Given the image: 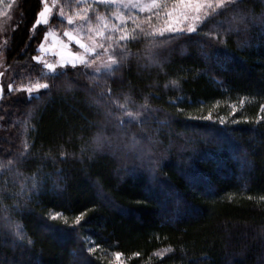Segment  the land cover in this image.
<instances>
[{
    "label": "trees",
    "instance_id": "trees-1",
    "mask_svg": "<svg viewBox=\"0 0 264 264\" xmlns=\"http://www.w3.org/2000/svg\"><path fill=\"white\" fill-rule=\"evenodd\" d=\"M41 9V0H15L11 9H0L12 15L0 79V161H16L0 172V190L7 215L34 241L30 250L26 242L14 248L7 229L0 230V260L117 264L113 253L119 251V264H264V120L256 123L264 116V0L242 4L247 31L240 25L227 37L231 62L220 61L222 67L206 64L199 45L185 39L162 44L156 49L161 64H150L147 41L137 40L129 44L122 80H92L85 75L93 73L89 68L67 67V76L41 79L52 85L50 96L28 104L21 102L26 93H9L8 85L15 89L46 71L32 59L47 32L42 25L33 31ZM109 95L121 102L130 95L133 108L147 97L156 110L143 130L126 129L129 139L136 133L150 149L142 161L126 157L112 118L104 130L113 146L94 150ZM209 114L211 121L203 119ZM209 127L219 133L205 140L201 133ZM25 138L30 147L21 156ZM33 177L44 181L39 195L28 191ZM56 212L68 225L86 215L73 229L63 219L49 220ZM46 224L66 232H46ZM169 246L174 251L155 255Z\"/></svg>",
    "mask_w": 264,
    "mask_h": 264
},
{
    "label": "snow or ice",
    "instance_id": "snow-or-ice-1",
    "mask_svg": "<svg viewBox=\"0 0 264 264\" xmlns=\"http://www.w3.org/2000/svg\"><path fill=\"white\" fill-rule=\"evenodd\" d=\"M4 2L5 0H0V4H4ZM14 2L15 0H13ZM244 2L245 0H74L72 4L65 7H73L75 11L66 15L65 8L61 7L59 15L61 18L66 19L67 25L72 26L64 31V36L82 51L74 53L69 51L67 58L61 54L59 63L48 62L43 60L41 56H33L32 59L43 64V69L46 71H42L39 78L30 80L27 84H21L15 89L13 84H9L8 92L12 93L15 90L26 93V99L21 101L24 103L31 104L33 100L40 101L44 95L50 96L52 94V85L48 82H41V79L55 81L60 77L67 76L68 72L64 69L69 64L72 68L81 65L85 69L98 65L93 68V73L85 72V75H89L92 80L112 78L115 83L117 82L115 79L117 74L122 72L123 65L130 54L128 52L130 42L137 41L142 37L147 41L146 57L150 64H161L159 57L162 54L158 53L156 49L160 48L162 44H169L177 39H185L187 42H195L199 45V54L206 64H216L222 67L220 61L231 62V57L224 50L227 47V37L232 33H239L241 31L240 25H245L244 30L247 31V18L241 13V6ZM13 3L8 4L9 9L12 8ZM41 3L43 8L37 14L33 31L40 24L48 25L50 22L52 8L49 6V0H41ZM101 5L104 11L100 10L99 6ZM89 13H92V15H89ZM141 13L146 15L141 16ZM0 15H6V13H0ZM221 17H224V19H221ZM129 23L132 25L131 28H129ZM262 24H264V20H262ZM166 33L169 35L165 40L157 39V37H164ZM261 34L264 36V27L261 29ZM49 35H53V33L46 32L45 41H47ZM199 37L204 39L201 40ZM6 44L7 39L4 40V45ZM245 44L247 45V41H245ZM0 47H3V45H0ZM64 48L67 49L68 44H64ZM38 50L45 51L44 42L40 44ZM3 57L4 52L0 51V59ZM2 66V63H0V67ZM58 67L61 71H57ZM0 76H3L2 72H0ZM105 83H107V79H105ZM170 85L179 87L176 80L170 81ZM168 86L165 85V87ZM41 90L47 91L41 93ZM106 91L111 93L112 89L108 87ZM4 98V87L0 85V101ZM108 100L110 103L105 113L106 122L94 137V150H102L105 147L111 148L113 146L112 138L104 130L106 124L111 123L108 118H112L117 121L114 126L118 129L113 135L123 145L126 157L131 160L139 159L142 161L146 155H150V149L145 148L142 144L143 138L138 139L136 133H132L129 139L126 129L135 125L143 130L152 120L153 113L156 110L150 107L147 97H145L144 103L135 108L131 106L135 105V101L130 95H125L123 102L112 95L108 96ZM233 111H235V108H233ZM260 112L264 113V104H261ZM30 115L31 113H29ZM203 119L211 121L212 116L209 114ZM260 120H264V116L259 117L256 123H260ZM218 122L223 125L225 120L221 117ZM217 133H219V129L209 127L201 135L205 140H208L215 137ZM23 147L24 151L21 156H24L30 147L27 138L24 140ZM116 147L119 148L120 145ZM15 163L14 159H8L6 162L0 161V172L10 169ZM153 163L158 165L160 161L156 160ZM152 173L155 177V168L152 169ZM60 176L62 177V174ZM23 187L24 185H21L22 190ZM44 187L43 180L33 177L28 191L31 195H39ZM54 190H60L59 183H54ZM248 199L251 200L252 197L249 196ZM259 199L264 201V196H260ZM19 207V205H16L17 210H19ZM0 212L5 213L0 215V230L7 229L12 237L13 247H18L26 242L30 250L34 241L27 237L19 223L12 221L7 215L8 207L3 204V190H0ZM85 215L84 212L77 215L71 225H68V219L60 212L50 213L49 220L63 219L65 225L75 229L76 226L81 225ZM45 231L55 234L66 232V229H59L54 224H46ZM96 247H90L88 251L95 252ZM20 250L21 252L25 251L23 247ZM172 251L174 249L169 246L167 249L157 251L155 255L163 258L166 253ZM123 255L119 251L113 253L117 264H119ZM133 255L139 256L140 253H134ZM0 264H4L3 260H0Z\"/></svg>",
    "mask_w": 264,
    "mask_h": 264
},
{
    "label": "rangeland",
    "instance_id": "rangeland-1",
    "mask_svg": "<svg viewBox=\"0 0 264 264\" xmlns=\"http://www.w3.org/2000/svg\"><path fill=\"white\" fill-rule=\"evenodd\" d=\"M74 2V0H49V6L52 8V12L50 14V22L48 25L40 24L42 26H45L47 28V32H52L53 35H49L47 41H45V36L42 40L45 45V51L41 52L38 50L39 56L42 57L43 60H46L48 62H55L59 63L61 54L64 55L65 58L68 57L69 51L71 52H77L82 51L79 50L74 43H70L68 41V38L64 36V31L71 28L72 26L67 25L66 19L61 18L59 15V10L61 7L65 8V13L71 14L75 9L73 7H65L66 5H70ZM12 3L11 0H5L4 4H0V9L9 10L8 4ZM101 11H104L103 6H99ZM43 8V4H42ZM42 10V9H41ZM2 11V10H1ZM2 13V12H1ZM6 13V12H5ZM89 15H92V13H89ZM141 16L146 15L141 13ZM12 20V15L6 13V15H0V45H3V47H0V51L4 50V40L6 36L9 34L10 29V22ZM116 22V21H114ZM132 25L129 23V28H131ZM169 34L166 33L164 37H167ZM161 38V37H157ZM139 40L146 41L143 37ZM41 42V43H42ZM134 42V41H133ZM64 44H68V48H64ZM40 47V46H39ZM39 49V48H38ZM0 63L4 65V57L0 59ZM41 64V63H39ZM43 66V64H41ZM81 66V65H77ZM98 65H94L93 68H95ZM67 67H71L69 64ZM93 68H89L93 72ZM3 66L0 67V72H2ZM60 68L58 67L57 70ZM123 70V69H122ZM1 79V76H0ZM112 79V78H111ZM116 81L122 80V72L117 74V77L115 78ZM1 85V84H0ZM116 261V260H115Z\"/></svg>",
    "mask_w": 264,
    "mask_h": 264
}]
</instances>
